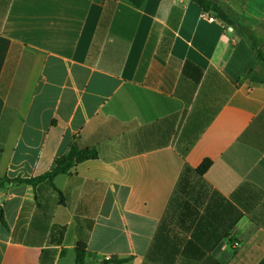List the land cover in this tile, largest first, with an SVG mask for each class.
<instances>
[{"label": "crops", "instance_id": "crops-1", "mask_svg": "<svg viewBox=\"0 0 264 264\" xmlns=\"http://www.w3.org/2000/svg\"><path fill=\"white\" fill-rule=\"evenodd\" d=\"M213 1L239 29L191 0H0V177L99 152L60 195L0 192V264H75L80 240L86 264H264V0Z\"/></svg>", "mask_w": 264, "mask_h": 264}, {"label": "trees", "instance_id": "trees-1", "mask_svg": "<svg viewBox=\"0 0 264 264\" xmlns=\"http://www.w3.org/2000/svg\"><path fill=\"white\" fill-rule=\"evenodd\" d=\"M127 1H129L135 7L139 8L147 0H127ZM191 1L203 12L213 16L219 22L225 24L226 26H233L236 29H239L238 20L235 17H233L231 14L226 12L215 1L213 0H191ZM111 15H112V7H108L101 20V28L102 27L106 28L109 25L111 20ZM253 48L256 50L255 62L257 61L264 62V54L259 49V46L257 44H254ZM188 65H191V62L186 61L185 66ZM198 70L200 73L197 81L199 82L202 77L203 71L199 68ZM177 120H178V114H174L162 120L161 123L164 121H171L174 127ZM173 127H172V133L174 132ZM98 158H99V152L96 148L94 147L83 148L79 145L78 141L75 139L69 146L67 152L56 160L55 166L52 171L33 178H21V177L9 178L7 176L0 177V192L7 189L10 186L29 185L32 187H37L39 184L47 182L53 188V190L60 195L59 190L56 189L53 183V180L56 176L61 174H69L79 164L90 160H96ZM212 163L213 162L211 160H205L203 164L196 170L197 173L200 176H204L207 173V171L210 169ZM0 223L1 225L7 227L4 211L1 207H0ZM53 230H58L62 235H64L66 227L54 226ZM86 256H87V243L83 240L82 241L80 240L78 241L76 247L75 264H86ZM128 261H129L128 258H124V259L111 258L109 260V262L112 264H124Z\"/></svg>", "mask_w": 264, "mask_h": 264}, {"label": "built area", "instance_id": "built-area-1", "mask_svg": "<svg viewBox=\"0 0 264 264\" xmlns=\"http://www.w3.org/2000/svg\"><path fill=\"white\" fill-rule=\"evenodd\" d=\"M202 18L207 20L208 22H212V23L215 21V19L213 17H211L208 13H205V12H203Z\"/></svg>", "mask_w": 264, "mask_h": 264}]
</instances>
